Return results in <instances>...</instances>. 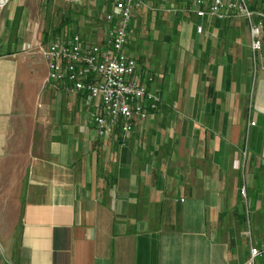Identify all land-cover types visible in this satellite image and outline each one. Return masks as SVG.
Wrapping results in <instances>:
<instances>
[{"label":"crops","instance_id":"1","mask_svg":"<svg viewBox=\"0 0 264 264\" xmlns=\"http://www.w3.org/2000/svg\"><path fill=\"white\" fill-rule=\"evenodd\" d=\"M91 6L103 27L80 35L99 41L112 6ZM31 10L0 6V264H246L264 245V25L256 65L244 18L189 10L161 65L127 49L161 103L100 137L97 100L47 80Z\"/></svg>","mask_w":264,"mask_h":264},{"label":"built area","instance_id":"2","mask_svg":"<svg viewBox=\"0 0 264 264\" xmlns=\"http://www.w3.org/2000/svg\"><path fill=\"white\" fill-rule=\"evenodd\" d=\"M87 1L111 4V11L106 14L109 28L105 36L99 41H90L79 33H71L41 45L47 80L62 84L68 92L83 93L97 100L90 120L98 136H107L114 128L127 134L133 130L135 121L145 120L161 103L159 92L148 89L141 81L137 62L127 50L132 14L146 6L149 0ZM187 2V9L199 18H244L249 26V47L256 65L262 47L263 14L252 10L247 0ZM255 14L258 17L255 18ZM202 29L201 25L196 26L197 33ZM241 193L244 195V188ZM259 255L264 257V245L261 248L251 246L246 264H253Z\"/></svg>","mask_w":264,"mask_h":264},{"label":"rangeland","instance_id":"3","mask_svg":"<svg viewBox=\"0 0 264 264\" xmlns=\"http://www.w3.org/2000/svg\"><path fill=\"white\" fill-rule=\"evenodd\" d=\"M6 0H0V4ZM8 1V0H7ZM31 5V13L35 24L38 25L46 40L63 37L65 34L89 33L92 28L103 27L97 15L94 16L93 7L87 0H25ZM188 0H149L146 6L136 10L132 14L129 26L128 50L138 57H143L145 62L146 53H153L155 65H161L165 53L169 54V48L177 45V37L171 35L172 30H179L183 27V21L187 20L190 12L186 3ZM102 30V29H101ZM171 35V37H168ZM101 36V35H100ZM149 58V57H148ZM147 58V59H148ZM151 58V56H150ZM168 61V60H167ZM141 63V62H140ZM142 68V69H141ZM139 67L141 75L144 73V66ZM145 76V75H144ZM32 89L27 92L29 96L34 95ZM0 248L3 241L0 240ZM2 258L4 257L1 256Z\"/></svg>","mask_w":264,"mask_h":264},{"label":"water","instance_id":"4","mask_svg":"<svg viewBox=\"0 0 264 264\" xmlns=\"http://www.w3.org/2000/svg\"><path fill=\"white\" fill-rule=\"evenodd\" d=\"M6 1H7V0H6ZM6 1H5V2H6ZM3 4H4V3H3ZM3 4H2V5H3ZM2 5L0 4V6H2Z\"/></svg>","mask_w":264,"mask_h":264}]
</instances>
